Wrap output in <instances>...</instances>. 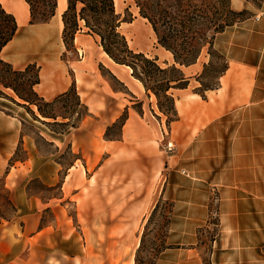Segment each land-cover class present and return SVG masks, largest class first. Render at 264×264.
<instances>
[{
	"label": "crops",
	"instance_id": "0c3cea01",
	"mask_svg": "<svg viewBox=\"0 0 264 264\" xmlns=\"http://www.w3.org/2000/svg\"><path fill=\"white\" fill-rule=\"evenodd\" d=\"M11 1L0 0V4L3 6L4 2L8 10L3 8L15 16L18 32L19 27L29 20V7L25 0ZM55 2L54 15L48 22L29 24L38 28L21 41L19 58L23 61L17 63L36 64L39 82L34 90L44 101H53L74 83L80 102L87 108L88 115L75 130L82 125L90 127L81 134L72 137L66 134L59 139L71 145L73 154L80 155L63 174L62 194L77 204L74 198L80 196L83 189H96L91 197L96 194L106 207L108 195L103 192V184L109 176L107 162L112 158L109 146L116 149L118 171L127 175V169L121 170L122 162L131 164L129 172L140 173L142 161L154 159L148 149L153 150V144L161 138L170 143L172 138L176 153L162 160L165 184L160 195H166L171 189L174 196L168 218L166 248L155 264H203L197 239L200 228L209 218L213 194L217 198L218 229L209 250V264H264L261 250L264 245V6L257 11L259 14H248L215 35L212 49L224 58L225 70L217 77L213 88L200 91L201 82L191 91L175 88L180 90L173 98L176 119L170 122L168 135H163L161 125L146 121L145 115L141 116L134 107V99L146 94L143 84L133 77L130 67L112 61L94 37L76 34L75 49L81 54L76 64L72 66L61 60L66 51L61 32L67 0ZM235 2L233 10L246 8L243 0ZM19 13L22 15L20 19ZM149 28L152 30L150 24ZM16 34L1 53L15 40ZM125 38L129 44V39ZM41 49L43 56L36 58V52ZM159 49L149 51V54L157 63L177 68L186 82H191L204 66L199 62L201 54L194 63L185 66L175 63L168 50L161 46ZM99 66L109 77L102 74ZM123 114L126 117L119 138L105 139L102 136L105 129ZM88 119L93 122L87 123ZM21 126L16 117L7 116L0 110V176L3 175L6 190L17 201L14 203L16 213L28 221L25 224L27 241L25 230L20 235L13 234L16 242L26 243L27 249H12L15 242L10 244L6 234V238H0V264H40L31 258L36 253L43 254L44 260L60 255L75 259V249H40L50 246L48 242L51 243L52 233H48L47 226L38 227V210L29 213L24 209L31 199H35L26 191V185L34 178L29 177L28 172L32 159L27 157L19 162L26 171L15 165L5 170L17 144L28 141V137L21 134ZM173 127L176 128L175 137ZM59 140L50 142L56 148L62 144ZM151 163L155 169L156 161ZM11 169L17 174L14 185H9ZM56 171L35 178L52 187L57 183ZM175 178H179L180 184L174 183ZM24 179L26 182L22 183ZM116 204L125 203L116 201ZM108 219L106 210V214L101 213L90 220L107 222ZM104 233L106 237L108 231ZM170 238L190 239V242L169 243ZM30 240L35 241L37 249L30 247Z\"/></svg>",
	"mask_w": 264,
	"mask_h": 264
},
{
	"label": "rangeland",
	"instance_id": "374dc122",
	"mask_svg": "<svg viewBox=\"0 0 264 264\" xmlns=\"http://www.w3.org/2000/svg\"><path fill=\"white\" fill-rule=\"evenodd\" d=\"M10 1L11 0H7L8 3L12 2ZM32 1H37L39 7L41 9L44 8L45 11H50L55 2V0ZM191 1L194 4L200 3L199 0ZM225 1L226 5L232 9L236 0H233V2L230 0ZM116 2L117 6L114 7V10L120 21L118 31L129 39L130 43L128 44L127 42L128 47L134 53L143 51L142 53L145 57L154 59V57L149 54V51L153 52L154 49L160 50L161 48L159 49L160 46L157 43L155 33L153 30H150L147 20L145 21L140 17L138 8L133 0H117ZM243 2L246 8L242 9L245 11L241 16L242 18L254 12L258 13L264 6V0H243ZM3 6L8 10L4 2ZM79 7L80 5L77 6V12L79 11ZM219 8L222 7L218 4L213 8H207L205 15L208 16L209 19H214L217 13L221 11ZM18 16L19 19L22 17L20 13ZM37 28L38 27L30 26L28 20H26L25 23L19 27L15 40L1 53V56L5 60L12 62L15 69H24L25 66H27L21 64L23 60L19 58L20 51L22 50L21 41L27 39L28 33ZM72 28L73 27H70L69 31L73 30ZM77 28L74 36L76 34H88V29L85 27L83 21L78 20ZM88 35L94 37L98 46H100L96 35ZM207 47L208 44H205L200 51V57L198 56L199 62L204 63V66H201L198 75H196L191 82H186V85L183 87L186 88L187 91L193 90L195 86L199 85V82L202 83V88L198 89L200 91L206 87H215L217 84V77L225 68L224 58L215 51H212L211 55H209ZM42 50L43 49L36 52V58L43 56ZM79 57L73 39V41H69V46L61 56V60L73 66L76 64V60ZM17 61L21 62L17 63ZM157 64L161 68H166V66L160 63ZM34 65L36 66L35 63ZM137 66H139L138 72H142V64H140L139 61H137ZM99 69L102 74L109 77L104 68L99 66ZM34 71L35 69H33V72ZM179 76L182 75L178 70H171V68H168L162 73H152L151 77L146 79H148L147 83L150 87H158L164 83L165 80L177 78ZM112 83L118 86L115 81H112ZM180 86L181 85L176 87L181 88ZM179 91L178 89L171 88L167 92V95L174 98L176 92ZM4 92L8 97L0 96V110L7 116L16 117L22 123L21 134L28 137L27 142H19L17 144L14 154L7 160V167L5 170L15 165L18 166L21 171H26V168L21 167L19 162L26 160L27 157L32 159L33 164L32 166L30 163L28 164L30 165L28 166V172L29 177L34 178L26 185V191L29 196L37 200L31 199L32 202L28 203L24 209L29 213L38 210V227L47 226L49 227L48 233H52L51 243L48 242L50 246L47 248L41 247L40 249L76 250L77 257L75 259H70L66 257L67 255H60L47 257V260H44L43 254L37 255L36 253L31 255L35 263L38 262L41 264L48 261L50 264H134L138 249H141L140 256L148 259V257H152L156 250H160L158 247H163V244L165 246L166 234L168 231V218L170 216L169 213L172 206L171 200L173 199L174 192L170 189L166 195H160V190L165 178L162 160L165 159L166 156H171L176 153V147L174 148V140H172V138L171 143L161 138L157 144H153L155 145L153 150L148 149L150 156L152 159L154 158L152 161H156L155 169L153 166H150L152 161L146 160L145 162L142 161L143 165H141L140 173L139 171L132 173L129 172L131 169L129 166L131 164L128 163V161H126V163L122 162L121 166L123 167L121 170L125 171L127 169V175L125 172L120 173L118 171L116 149L109 146L108 149L110 150L109 152H111L112 158L107 162L109 165V173H107L109 175L108 180L103 184V192L108 195L106 207L102 206L96 194L91 197V194H94L96 189L91 191L83 189L80 196L74 198L77 203L75 204L72 201H68L62 194L60 183L68 166L72 164L74 158L80 155L73 154L71 145H66L59 139H61L62 135L66 134H69V137L81 134L90 127L82 125L81 128L75 130L77 126H80L82 120L80 116L85 114L83 103L80 102V100H78L79 98L72 92L59 95L50 106L43 107V109L55 119H38L34 116L38 114L35 107H30V109L34 111V114H32L26 108L17 105L9 99V97L16 98L11 91L4 90ZM145 92L146 94L134 99V101H136L134 107L141 116L145 115L146 121L161 125L163 135H165V133L168 135L170 131L169 124L172 120L176 119L174 108L171 107L170 102L164 98L162 92H159L158 98H156L151 91ZM121 120H123L122 117H120V121ZM91 122H93V120H87V123ZM108 127L109 128L105 129L102 136H104L105 139L119 138L121 129L120 122ZM175 132L176 128L173 127L172 134L174 137ZM159 134L160 133H158V135ZM53 139L59 140L60 144L62 143L61 146L55 148L50 142V140ZM168 143L171 145L170 150L167 148ZM97 144L98 142L96 146ZM74 149L76 151V147ZM27 151L29 152L28 154ZM55 170H57L56 175H54L57 183L52 187L45 186L40 180L35 178L39 174L42 176H46L50 172H54L55 174ZM90 170H92V168H90ZM11 171L9 185H14L16 181L14 178H16L17 174H15L12 169ZM25 182L26 179H24L22 183ZM94 183L93 185H95ZM174 183L180 184L179 178H175ZM213 195V200H211L210 204L209 218L205 225L200 228V234L197 239V246L200 248V260L203 264H209V250L216 230L218 229L216 226L218 223L216 214L217 198ZM116 201L124 202L125 204L117 205ZM15 202L17 201L14 195L6 190L4 186L3 175L0 176V238H6L5 235L7 234V241L10 244L15 242L12 249H27L26 243L16 242L13 237V234L20 235L23 230H25V237V224H28L27 220L20 217L22 214L16 213ZM45 205L48 206L46 207ZM17 207L20 208V206ZM106 210H108L109 217L107 222L92 221L97 215L101 213L106 214ZM91 218L92 220H90ZM104 231H108L106 237ZM168 242L187 243L190 242V239L170 238ZM34 246L37 249L38 245H36L35 241L30 240V247ZM261 250L264 255V245Z\"/></svg>",
	"mask_w": 264,
	"mask_h": 264
},
{
	"label": "trees",
	"instance_id": "16d2710c",
	"mask_svg": "<svg viewBox=\"0 0 264 264\" xmlns=\"http://www.w3.org/2000/svg\"><path fill=\"white\" fill-rule=\"evenodd\" d=\"M199 1L200 3L194 4L191 0H133L140 16L150 24L157 43L168 50L172 54L174 62L179 65L186 66L194 63L205 44H208V54L211 55L215 35L223 31L225 27L233 25L244 18L241 17L245 13L244 10L235 11L231 9L226 5L225 0ZM25 2L29 7L28 24L30 25L48 22L54 15L56 2H54L50 11H45L44 8L41 9L37 1L25 0ZM217 4L222 7L219 8L221 11L217 13L214 19H209L205 15V11ZM78 5L80 7L77 12ZM78 20L84 22L88 34L98 37L103 52L112 61L130 67L132 75L140 80L145 91L153 92L156 98L159 97V92H162L164 98L174 108V99L172 96L167 95V92L171 88H179L176 87L179 85H181V88L184 87L186 85L185 79L179 76L165 80L158 87L149 86L146 78H150L152 73H162L168 68H171V70L178 69L174 66L161 68L155 58L149 59L143 53H134L128 47L125 36L118 31L120 21L115 13L113 0H67V8L62 14V40L66 48L69 46V41L74 39L75 31L78 29ZM70 27H73V30L69 31ZM17 29L15 16L6 11L0 4V96L8 97L4 90L11 91L16 98L9 97V99L26 108L32 114H34V111L30 107H35L38 113L34 115L36 118L55 119L43 109L44 106H50L55 99L44 101L34 90V86L39 82V69L34 64H28L24 69H15L11 63L1 57L2 49L14 38ZM137 61L142 64V72H138ZM33 69H35L34 72ZM224 70L225 68L222 72ZM208 88H203V90ZM68 92L74 93L79 98L74 83L71 84L68 91L61 95ZM83 107L85 108V114L80 116L81 119L88 115L86 106L83 105ZM121 117L122 122L119 118L115 123L120 122L122 125L126 116L123 114ZM159 248L160 250H156L152 257H148V259L141 257V249H138L134 264H155L158 255L166 248V243L165 246L163 244V247Z\"/></svg>",
	"mask_w": 264,
	"mask_h": 264
},
{
	"label": "bare ground",
	"instance_id": "6f19581e",
	"mask_svg": "<svg viewBox=\"0 0 264 264\" xmlns=\"http://www.w3.org/2000/svg\"><path fill=\"white\" fill-rule=\"evenodd\" d=\"M66 1V0H65ZM114 1V7H116L117 6V0H113ZM237 1V0H236ZM65 3V2H64ZM236 3V2H235ZM141 17V16H140ZM143 20H145L146 21V19H144V18H142ZM108 56V55H107ZM111 59V58H110ZM134 77V76H133ZM79 82H80V78H79ZM143 88V87H142Z\"/></svg>",
	"mask_w": 264,
	"mask_h": 264
},
{
	"label": "built area",
	"instance_id": "2783aa9c",
	"mask_svg": "<svg viewBox=\"0 0 264 264\" xmlns=\"http://www.w3.org/2000/svg\"><path fill=\"white\" fill-rule=\"evenodd\" d=\"M257 18H258V17H257ZM78 54L81 55L79 52H78ZM170 146H171L170 143H168V144H167V148H168V150H170Z\"/></svg>",
	"mask_w": 264,
	"mask_h": 264
}]
</instances>
